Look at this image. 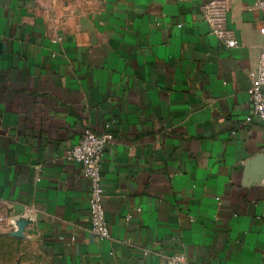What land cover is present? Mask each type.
<instances>
[{
	"label": "crops",
	"instance_id": "0c3cea01",
	"mask_svg": "<svg viewBox=\"0 0 264 264\" xmlns=\"http://www.w3.org/2000/svg\"><path fill=\"white\" fill-rule=\"evenodd\" d=\"M261 29L254 0H0V233L31 214L56 264H264V121H246ZM86 128L113 135L109 239L64 156Z\"/></svg>",
	"mask_w": 264,
	"mask_h": 264
},
{
	"label": "built area",
	"instance_id": "2783aa9c",
	"mask_svg": "<svg viewBox=\"0 0 264 264\" xmlns=\"http://www.w3.org/2000/svg\"><path fill=\"white\" fill-rule=\"evenodd\" d=\"M255 6L261 12V43L257 64L249 72L250 85L248 99L250 113L246 121L257 118L264 121V0H254ZM204 18L211 27V33L222 39L227 47H236L238 40L231 29L225 26L224 10L216 2L212 1L202 7ZM113 140L110 131L97 133L89 128L83 130L79 140L65 150V158L74 161L81 166L83 177L89 182V194L87 207L89 213V226L91 233L98 239H109L110 229L106 220L103 207L104 190L102 185V155L104 150ZM130 216L126 217V220ZM162 264H190L183 254H175ZM204 264V263H199Z\"/></svg>",
	"mask_w": 264,
	"mask_h": 264
},
{
	"label": "rangeland",
	"instance_id": "374dc122",
	"mask_svg": "<svg viewBox=\"0 0 264 264\" xmlns=\"http://www.w3.org/2000/svg\"><path fill=\"white\" fill-rule=\"evenodd\" d=\"M0 264H56L39 246L28 239L0 233Z\"/></svg>",
	"mask_w": 264,
	"mask_h": 264
},
{
	"label": "water",
	"instance_id": "95a60500",
	"mask_svg": "<svg viewBox=\"0 0 264 264\" xmlns=\"http://www.w3.org/2000/svg\"><path fill=\"white\" fill-rule=\"evenodd\" d=\"M10 223L12 224L13 229L2 232L3 235L27 239L29 236L26 234V228L35 223V219L31 214L25 213L11 217Z\"/></svg>",
	"mask_w": 264,
	"mask_h": 264
},
{
	"label": "trees",
	"instance_id": "16d2710c",
	"mask_svg": "<svg viewBox=\"0 0 264 264\" xmlns=\"http://www.w3.org/2000/svg\"><path fill=\"white\" fill-rule=\"evenodd\" d=\"M15 238V237H14Z\"/></svg>",
	"mask_w": 264,
	"mask_h": 264
}]
</instances>
